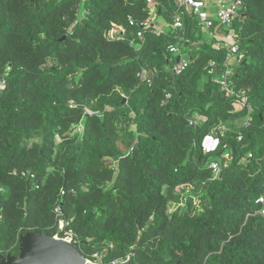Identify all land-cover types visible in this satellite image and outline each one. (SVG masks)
<instances>
[{
	"label": "trees",
	"instance_id": "1",
	"mask_svg": "<svg viewBox=\"0 0 264 264\" xmlns=\"http://www.w3.org/2000/svg\"><path fill=\"white\" fill-rule=\"evenodd\" d=\"M156 1L172 24L177 0ZM243 2L228 97V48L195 15L140 37L147 0H0V259L62 226L89 259L113 244L106 264H264V0ZM181 34L190 65L174 76Z\"/></svg>",
	"mask_w": 264,
	"mask_h": 264
},
{
	"label": "built area",
	"instance_id": "2",
	"mask_svg": "<svg viewBox=\"0 0 264 264\" xmlns=\"http://www.w3.org/2000/svg\"><path fill=\"white\" fill-rule=\"evenodd\" d=\"M150 7L153 8V5L157 2L156 0H147ZM178 6L177 10L173 15V30H184V19L182 15V10H189L193 15L197 16L199 19L203 30H209L215 27L216 20L221 28H224L228 32V36L231 37V40L223 38V40H218L214 43V46L217 49H220L222 45H225L228 48V56L226 60V72L224 76L220 79V87L226 96H233L235 91L232 87V81L230 79V74L232 72V66L238 61V54L240 50V38L239 32L234 26L235 19L242 18V11L245 8V4L243 0H216V13L215 19L211 16L210 11V3L208 0H177ZM153 11V9H152ZM133 23V20H131ZM154 18L150 15L144 22L141 23L142 30L138 32V35L142 37L143 32L148 29L151 25H155ZM120 32L119 29H115L112 33L113 36L117 35ZM158 33H165L162 28H157ZM179 43L173 44L169 47V51L175 55H179V60L176 61L172 65L171 71L174 76L182 75L183 72L189 67L190 59L188 55L184 54V45L186 43V39L184 35L181 34L179 36ZM221 41V42H220ZM10 66H7L5 70L0 71V90L3 89L7 84V77L10 73ZM149 72L144 69L139 73L141 80H147ZM171 97V93H166V100ZM244 102V99H242ZM191 124L198 126L199 121L191 120ZM226 127L223 124H219L217 127H214L209 133H207L201 142V148L204 154H212L216 152L221 144L220 135ZM84 130V125L80 124L76 129L77 133L82 134ZM251 156V154H250ZM220 159L225 161V164L231 159V155L228 153H224L221 155ZM219 158L213 159L209 166L214 172V179L218 178L221 174V160ZM65 193L64 190L61 191V196ZM258 202L263 204L262 213L264 214V195L260 196L257 200ZM76 243V242H75ZM113 248V244H110L109 247L105 248L102 251L94 252L92 257L90 258L96 264H106V256L109 252V249ZM130 256L126 259H114L110 262V264H119L126 260H129Z\"/></svg>",
	"mask_w": 264,
	"mask_h": 264
},
{
	"label": "water",
	"instance_id": "3",
	"mask_svg": "<svg viewBox=\"0 0 264 264\" xmlns=\"http://www.w3.org/2000/svg\"><path fill=\"white\" fill-rule=\"evenodd\" d=\"M61 231L62 226L52 235L41 232L22 235L20 254L2 256L0 264H96L86 257L71 235L60 236ZM119 264H131V261Z\"/></svg>",
	"mask_w": 264,
	"mask_h": 264
},
{
	"label": "crops",
	"instance_id": "4",
	"mask_svg": "<svg viewBox=\"0 0 264 264\" xmlns=\"http://www.w3.org/2000/svg\"><path fill=\"white\" fill-rule=\"evenodd\" d=\"M209 3H210V11H211V16L214 18L215 17V13H216V0H208ZM149 5V4H148ZM158 3L156 2L154 5H153V8L150 7V15L153 16L154 18V24L153 27H155L156 29V33L157 32V28L160 27L162 28L164 31H166L165 33H167V31L169 30H173V26L172 24L168 23L165 18L163 16H158L157 15V8H158ZM153 9V11H152ZM177 10V8H176ZM175 10V11H176ZM175 13V12H174ZM173 13V15H174ZM185 14H190V15H193L189 10H186V9H183L182 10V15H183V19L185 17ZM214 20H216L214 18ZM216 22V25L214 28L212 29H209V30H203V39L205 41H212V40H215V42H217L218 40H223V38L227 37L226 39H229L231 40V37L228 36V32L224 29V28H221L219 26V24L217 23V20L215 21ZM221 42V41H220ZM178 44V43H177ZM186 45H184V54L186 55V51H185V47ZM179 57V55H177Z\"/></svg>",
	"mask_w": 264,
	"mask_h": 264
},
{
	"label": "rangeland",
	"instance_id": "5",
	"mask_svg": "<svg viewBox=\"0 0 264 264\" xmlns=\"http://www.w3.org/2000/svg\"><path fill=\"white\" fill-rule=\"evenodd\" d=\"M201 120H202V119L198 116V121L201 122Z\"/></svg>",
	"mask_w": 264,
	"mask_h": 264
}]
</instances>
